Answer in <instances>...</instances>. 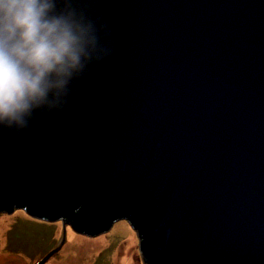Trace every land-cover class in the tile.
Returning a JSON list of instances; mask_svg holds the SVG:
<instances>
[{"label": "water", "instance_id": "water-1", "mask_svg": "<svg viewBox=\"0 0 264 264\" xmlns=\"http://www.w3.org/2000/svg\"><path fill=\"white\" fill-rule=\"evenodd\" d=\"M113 55L55 119L0 134V213L144 264H264V0H100ZM50 253L44 263L52 254Z\"/></svg>", "mask_w": 264, "mask_h": 264}, {"label": "clouds", "instance_id": "clouds-1", "mask_svg": "<svg viewBox=\"0 0 264 264\" xmlns=\"http://www.w3.org/2000/svg\"><path fill=\"white\" fill-rule=\"evenodd\" d=\"M100 0H0V134L62 116L114 53Z\"/></svg>", "mask_w": 264, "mask_h": 264}, {"label": "rangeland", "instance_id": "rangeland-1", "mask_svg": "<svg viewBox=\"0 0 264 264\" xmlns=\"http://www.w3.org/2000/svg\"><path fill=\"white\" fill-rule=\"evenodd\" d=\"M64 222L31 218L22 209L0 213V264H144L139 236L119 220L98 236L76 233Z\"/></svg>", "mask_w": 264, "mask_h": 264}, {"label": "bare ground", "instance_id": "bare-ground-1", "mask_svg": "<svg viewBox=\"0 0 264 264\" xmlns=\"http://www.w3.org/2000/svg\"><path fill=\"white\" fill-rule=\"evenodd\" d=\"M28 215V214H27ZM31 217V216H30ZM31 218H33V217H31ZM62 237H63V239H64V236H63V232H62Z\"/></svg>", "mask_w": 264, "mask_h": 264}]
</instances>
